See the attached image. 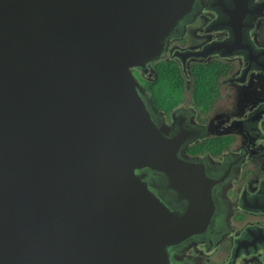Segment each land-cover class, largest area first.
<instances>
[{
    "label": "water",
    "instance_id": "1",
    "mask_svg": "<svg viewBox=\"0 0 264 264\" xmlns=\"http://www.w3.org/2000/svg\"><path fill=\"white\" fill-rule=\"evenodd\" d=\"M194 1L0 0V264H174L207 227L212 184L132 71Z\"/></svg>",
    "mask_w": 264,
    "mask_h": 264
},
{
    "label": "flooded vegetation",
    "instance_id": "2",
    "mask_svg": "<svg viewBox=\"0 0 264 264\" xmlns=\"http://www.w3.org/2000/svg\"><path fill=\"white\" fill-rule=\"evenodd\" d=\"M132 71L212 184L207 227L170 250L174 264H264V0H195L161 59ZM165 191L172 211L186 210Z\"/></svg>",
    "mask_w": 264,
    "mask_h": 264
},
{
    "label": "trees",
    "instance_id": "3",
    "mask_svg": "<svg viewBox=\"0 0 264 264\" xmlns=\"http://www.w3.org/2000/svg\"><path fill=\"white\" fill-rule=\"evenodd\" d=\"M176 70H177V68L176 67H174V69H173V71H171L172 72V75L176 72ZM169 75V72H168V74L166 75V76H168ZM176 77V76H175ZM166 78V77H165ZM164 78V79H165ZM176 79L177 80H175L176 82L179 80V78H178V76L176 77ZM180 84H181V82L180 81H178ZM170 82L167 80L166 82H164V85L166 86V87H168V86H171L173 83H171V84H169ZM174 88V87H173ZM175 91V90H174Z\"/></svg>",
    "mask_w": 264,
    "mask_h": 264
},
{
    "label": "rangeland",
    "instance_id": "4",
    "mask_svg": "<svg viewBox=\"0 0 264 264\" xmlns=\"http://www.w3.org/2000/svg\"><path fill=\"white\" fill-rule=\"evenodd\" d=\"M160 59H161V58H160ZM160 59H159V60H160Z\"/></svg>",
    "mask_w": 264,
    "mask_h": 264
}]
</instances>
